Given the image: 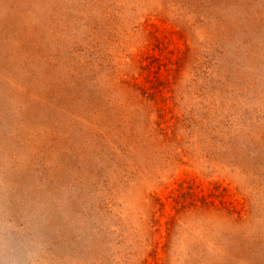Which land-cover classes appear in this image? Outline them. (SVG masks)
<instances>
[{"label": "rangeland", "instance_id": "1", "mask_svg": "<svg viewBox=\"0 0 264 264\" xmlns=\"http://www.w3.org/2000/svg\"><path fill=\"white\" fill-rule=\"evenodd\" d=\"M0 264H264V0H0Z\"/></svg>", "mask_w": 264, "mask_h": 264}]
</instances>
